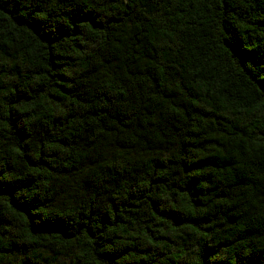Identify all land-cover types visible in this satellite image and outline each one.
Segmentation results:
<instances>
[{"label": "trees", "instance_id": "trees-1", "mask_svg": "<svg viewBox=\"0 0 264 264\" xmlns=\"http://www.w3.org/2000/svg\"><path fill=\"white\" fill-rule=\"evenodd\" d=\"M6 263L264 264V0H0Z\"/></svg>", "mask_w": 264, "mask_h": 264}, {"label": "rangeland", "instance_id": "rangeland-1", "mask_svg": "<svg viewBox=\"0 0 264 264\" xmlns=\"http://www.w3.org/2000/svg\"><path fill=\"white\" fill-rule=\"evenodd\" d=\"M45 255H47V256L50 257V253L45 252ZM14 261H17V259L14 260ZM64 261H65V259H64L63 257H59V258L56 260L57 263H61V262H64ZM6 264H7V263H6Z\"/></svg>", "mask_w": 264, "mask_h": 264}]
</instances>
